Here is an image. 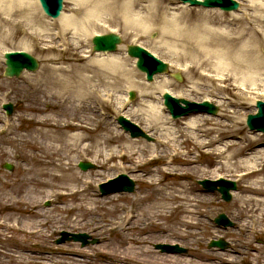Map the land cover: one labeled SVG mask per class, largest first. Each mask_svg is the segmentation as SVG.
Instances as JSON below:
<instances>
[{"label": "bare ground", "instance_id": "6f19581e", "mask_svg": "<svg viewBox=\"0 0 264 264\" xmlns=\"http://www.w3.org/2000/svg\"><path fill=\"white\" fill-rule=\"evenodd\" d=\"M245 1L248 2L246 7L253 8L254 13L245 14L240 25L235 26V21L227 20L223 10L207 9L203 11L205 14L193 17L189 13L192 7L177 2L178 6L173 8L175 1L172 0H72L73 14L63 12L52 24L59 31L51 34L50 24L39 14L41 9L38 0H0V35L8 32L6 41L22 35L32 42L36 38H54L59 34L64 37V44L72 51L71 57L62 58L64 61H72V64L51 67L47 65L36 79L31 74H25L29 81L26 88L28 98L33 95L34 100H38V105L31 109L36 108L42 114L36 121L34 134L20 135L17 141L20 144L19 155L24 160L35 163V167L27 164L22 168L23 179L20 183L31 195L30 200L24 199L26 203H38L42 196L56 199L64 196L62 202L65 209L82 210L87 207L95 210L102 199H98L96 192L92 194V182L74 170L72 159L89 152L95 154V160L102 157L105 161L113 160L121 154L133 160L137 154L133 164L135 169H140L150 161V157L159 155H150L148 160L144 159L141 153H144L147 146L135 148V144L141 143L137 138L127 146H121L126 153L121 148L119 150L113 147V144L123 140L125 136L116 127H111L108 111L114 108L117 112L123 111L122 107L126 105L127 98L117 94L123 87H140L139 93L146 95L150 88L164 89L165 92L169 89V83L156 80L152 83L153 86L145 88L146 86L143 87L135 79V71L128 67L126 59L111 53H104L105 56L100 58H89L84 45L88 42L87 35L91 28L103 27L102 23H108L132 34L135 41L148 36L152 30H158L167 47L183 48L181 55L179 50H168L178 60L181 57L183 61H190L189 65L180 67L182 72L185 70V73L193 74L198 80L212 83L221 81L227 84L220 88V92L213 94L220 98L221 92L237 88L245 90L242 88L244 86L259 90L250 86L257 84V77L261 74V69H264V0ZM171 9H178V12L171 13ZM212 23H218L219 27L213 28ZM111 30L117 31L115 28ZM70 33L72 37H67ZM247 38L249 41L240 46ZM24 44L25 48L32 46L28 41ZM122 47L121 44L119 49ZM196 86L193 89L196 93L202 91L201 89L205 90L198 82ZM241 92L243 94L237 93L236 98L223 94V100L220 98L218 102L222 107L221 119L218 120L204 114H191L176 122L164 115H169L166 110L151 104L133 111L138 120L142 119L160 135L161 145L167 152L160 156H169L171 161L178 156H184L185 148L180 139L183 138L191 141L195 149L202 153V157L208 158L202 161L207 165L200 170V155L184 159V175L199 172L201 177L217 179L221 176L217 172L226 170L229 175L224 177L229 179L234 176L241 183L240 190L233 192L234 198L230 204L236 210L233 212L234 218H237L236 231L231 229L225 232L226 235L236 237L232 249L229 252L217 249L207 252L197 248L194 254L197 264H240L245 259H253L255 264H264V248L252 242L257 234H264V134L258 131H250L252 134L243 133L246 128L243 122L247 113H240L238 108H244L247 102L237 99L240 96L243 100L247 97L250 99L253 93L249 95ZM43 103L46 106L42 108L40 105ZM42 166L50 168L45 169ZM138 177L148 183L149 192L139 190L134 203L141 206L152 202L142 209L141 215L132 211L129 217L120 220L121 225H127L133 217L138 220L141 216L148 215L158 218L178 216L179 225L186 228L182 236H194L197 240L199 235H192L190 231L197 229L201 220L214 215L217 209L211 204L218 202L215 195L196 196L193 195L194 190L190 184L182 183L178 188H164L160 186V179L147 180L142 175ZM10 189L13 191V188ZM33 193L37 196H33ZM112 195L114 196L106 198V201L115 197L121 199L116 194ZM45 217L42 210H34L30 212L28 219L16 220L15 226L19 230L26 227L41 236L45 234L43 227L48 223ZM154 222L149 221L146 224ZM144 235L140 233L126 236L114 249L107 250L110 255L104 251L107 255L105 263L91 258L98 253L88 248L85 254L87 259L78 255V258L65 262L50 259V264H148L146 254L150 253V249L144 246L147 240ZM197 243L201 241L198 240ZM170 256L174 258L173 255ZM21 258L24 264H48L42 259L33 260L25 256Z\"/></svg>", "mask_w": 264, "mask_h": 264}, {"label": "rangeland", "instance_id": "374dc122", "mask_svg": "<svg viewBox=\"0 0 264 264\" xmlns=\"http://www.w3.org/2000/svg\"><path fill=\"white\" fill-rule=\"evenodd\" d=\"M172 1H175L172 4V7L176 8L178 6V0ZM238 1H240L241 6L237 11L225 12L226 19L235 21V26L240 25V20L242 19V17H244L245 14L254 13L253 8L246 7V3H248L247 1ZM72 5V0H65L64 12L68 15L73 14L74 7ZM192 8L193 9L189 11V13L193 15V17H198V15L200 14H205L206 12L203 11L207 10L203 7ZM200 11H202L203 13H201ZM170 12H178V9H171ZM39 14L42 15L40 12ZM43 18L46 19L48 25L50 24L49 27L52 28V30H50L51 34L59 31V28L52 25L57 20L50 19L49 17L47 18L44 15ZM102 25L103 27H96V29L91 28L90 31H88V42L86 43V45H84V50L87 52L86 54L90 56L89 58H100L105 56L103 55L104 53L96 55V53L92 51V37L96 33L103 34L110 32L111 29H117L116 32L121 34L123 37V47L112 54H115L119 57L124 58V60H127L128 67L132 68L135 71V79L137 81H140L143 87L146 86L145 88L151 86L147 84L151 82H148L146 80L145 74L137 69L136 65L134 64L133 58H131L127 54L128 44H141L150 49L152 52L158 53L160 57L163 60L169 62L170 65L173 64V66L171 67V72H169L168 74H161L156 76V80L158 82H168L169 89L174 91L180 97H185L186 99L195 101H201L203 98H208L210 100L213 99L212 102L218 104L220 98L223 100V94H225L229 98H236L235 96L237 93L243 94V92L241 91H244L249 95L253 93L250 95V97L258 98L260 97V95H262L261 99H264V69H261V74H259L257 77V84L254 86H250L256 87V89H259L260 91L246 88V86H244L242 88H245V90L237 88L233 91L226 90V92H221L220 98H218L213 94L220 92V88L227 85L224 84V82L222 83L221 81H216L212 83L211 81L198 80V78H195L193 74H187L185 73V71L182 72V81H177L174 78L172 73L174 71H178L175 64L183 67L184 65H189L188 62L190 61H183V59H181V57L177 55L176 56L179 57V60L174 57L168 50L172 49L174 52L176 50H179V55H181V52H183V48H180V46H178V48L171 49L170 47H167L165 43H163L160 37V32L158 30H152V32L148 36H144L135 41L133 35L124 32L121 27L114 26L108 23H102ZM212 27H219L218 23H212ZM229 27L231 28V26ZM7 33L0 35V264H24L21 262V256H25L28 258L30 257L33 260L42 259L48 264H50V259H57L59 261L65 262L69 261V259L71 261V259L73 258H78V255H81L82 259H87V257H85V254L88 248H92L94 249L93 251L98 253L91 258L105 263L106 261L104 260L105 258H107V255L103 253L104 251H106L108 255H110L109 251L107 250L114 249L115 246L122 242L123 238H125L126 236H136L140 233L145 234L144 236L145 238H147V240L145 241L144 246L150 249V253L146 254V260L148 261V264H197L196 256H194L197 248H202L207 252L213 249H217L218 251L220 250L222 252H229L228 250L232 249V246L235 242L234 238L236 237L226 235L225 232L231 229L236 231L235 229L237 226V218H234L233 213L236 212V210L230 205L233 201L234 194L232 200L230 202H226L222 199L220 192L209 191L203 188L199 180L206 177H201L199 172H194L191 175L183 174L184 166L182 163L184 162V159L190 156H199L200 154H202L200 151L195 149V146L191 141H185V139L183 138L180 139H182V146L185 148V153H183L185 154L184 156H178L171 161L168 156L164 155L167 158H160L159 160H154L149 163L147 162L145 165L140 167V169H135V165L133 164L135 159L138 157L137 154L134 156L133 160H130V157L127 156L125 158L114 157L112 161H105L102 157L99 158L100 160H95V154L93 152H89L88 154H83L80 157H76V159H72L75 168L74 170H77L79 173L83 174L85 179L87 178L93 181V184H91L90 186L93 195L94 192H96V190L98 189L97 184L100 183V180L102 178H105L106 176L107 178L113 177L116 174L118 175L119 172L128 173L129 177H132L136 182L135 192L116 194L118 197L120 196L121 199H117V197H115L111 201H106V198L114 195H107L104 197L99 196L98 199L102 200L98 202L97 208L95 210L91 208L88 209L87 207L83 208L82 210L77 208L71 210L65 209L66 206L64 202H62L64 196H61L60 199L57 198L56 203L54 200H46L53 198H43V196L41 197L42 200L38 203H26L24 199L30 200L31 195L26 189L22 188L23 186L20 183L23 179L22 168L27 164L28 166L35 167V163L32 161L24 160V157L19 155L18 150L20 149H18V145L20 144L17 141H19L18 138L20 135L25 136L27 134L33 133V130L37 127L36 121L42 114L35 110L36 108L31 109V107L38 105V100H34L33 95L28 98V90H26V88L29 84V81L26 80L25 74H31V76L36 79V77L41 72H43L44 68L47 65H50L51 67L60 65L66 66L67 64H72V61L66 59L64 61V59H62L71 57L72 51L71 48H67V45L58 46L61 44L60 40H62L60 37L54 36V38H51L44 36L43 39L37 40L36 38L34 41L30 42V40L26 39V37H22V35H19L16 38L13 37L14 39L12 38V40L6 41L8 36ZM67 37H72V33L68 34ZM25 41L32 43V46L25 48ZM246 41H249V38L244 39V41L241 42L240 46L245 45ZM161 47H164V49L162 50ZM22 49L29 50L33 55L37 57L40 62L39 70L36 72L25 71L18 78L6 77L3 71L5 69L4 53L9 50ZM64 49L66 50L64 51ZM85 60H87V57L85 58ZM196 82L200 84L201 88H205V90L201 89L202 91H199V93L193 91V89L197 87ZM133 89L136 91L137 96L134 100H129V104L127 105L123 113L126 112L125 116H127L128 112L130 111V115H128L127 117L135 122V124L137 123L147 133V135H150V137L153 138L152 141H148L145 138H139V141L141 143L135 144L134 147L138 148L142 145L147 146L144 149V153H141V156L146 160L149 159V155L151 154V152L155 150L157 152L159 151L166 154L167 152L164 151V147L163 145H161L160 135L156 133L154 128L148 127V125L142 119L138 120L133 113L134 110L137 111L140 108L143 109L144 106L148 104L154 105L156 106V108H159V106H161L160 103H162V97L159 91L162 90H160V88H150V90H148L149 92H147L146 95H142L141 93H139L140 87H136ZM126 92L127 90H125V88L123 87L121 91L117 92V94L118 96L126 97ZM237 100L247 102L244 108H238L240 113H253L254 105L251 100H243L241 96ZM11 101L15 105L13 110L14 113L12 116L7 117L5 115V112H3L4 110L2 108V104L4 102ZM40 106L43 108L44 106H46V104L43 103ZM221 110L222 107L219 106L217 115L205 114V116H211L216 120L221 119ZM108 115L111 127H116L120 132H124L122 131L121 126L117 121L118 115L121 114H118L116 109L114 108L108 111ZM164 115L168 116L167 114ZM6 124H10V127H8L7 130L4 129L7 126ZM244 126L246 128L243 133L252 134L250 133V130H248L246 124H244ZM124 134L125 137H123V140L113 144V147H117L118 149V146H127L129 142L134 140L131 138V136H129V133L124 132ZM235 139L238 140L239 138ZM29 150L30 149H28V151ZM206 159L208 158L205 156L202 157L200 155L199 160L201 162H199L198 164L199 170L200 168H205V166L207 165L206 163H202V161ZM79 161L93 162L96 164L97 168L84 171L79 167ZM5 162L13 164L14 169L12 171L7 170L6 168L4 169ZM42 167H45V169L50 168L47 166ZM164 169L166 170L165 172L163 171ZM157 170L158 172L159 170H161V173L158 174ZM217 173H221V175H225L226 177H228L229 175L226 170H220ZM139 175H142V177L147 180L150 178H153L155 180L160 179V186L164 188H166L167 186L178 188L180 184L183 183L190 184L193 187V195H203L207 197L211 194L215 195L218 202L214 205L211 204L212 207H216L217 209L215 210L214 215L208 216L204 220H201L199 227L197 229H191L190 231L192 235H199V238L197 240L194 239V236H182L185 234L184 231L186 230V228L179 225L178 216H161L158 218L156 216L150 217L148 215L147 217L141 216L138 220L133 217L126 226H123L120 229L114 228L113 230H108L110 226L112 227L115 223L120 221L121 218L126 216L128 211H134L136 215H141L142 209L152 202L151 201L144 203L141 206H138L134 203V199L136 197V194L139 193V190H143L144 193L149 192V187H147L148 183L139 178ZM107 178H105V180ZM230 179L235 180L236 177L233 176ZM237 185L238 190H240L241 183L237 182ZM10 188H13V191H11ZM238 190L232 191L231 193L237 192ZM62 192L65 191L62 190ZM33 196L36 197L37 195L33 193ZM46 201L50 202L48 206L46 205ZM202 209L205 210L204 207H202ZM34 210H42L44 215L46 216V220L48 221V223L43 227L45 230V234H42L41 236L31 232L26 227L25 229L23 228L19 230L15 226V224L17 223L16 220L19 219L22 221L26 218L28 219L30 212ZM218 213H225L233 221L234 224L229 227L219 226L218 224H215L214 218L219 215ZM9 218H11L9 221H5ZM4 221L5 224L3 223ZM149 221L155 222L153 224L150 223V225H147L146 223H148ZM63 229H66L71 233H79V231L88 232L92 237L98 238L99 242L96 244H89L85 247H82L79 242L77 243L67 241L65 243H57V239L60 237V231ZM177 229L178 231H176ZM193 231L196 232L194 233ZM256 236L257 237L252 240V242L257 246L264 248V234L259 233ZM223 237L230 243V246L226 250H221L217 247H209V243L212 239H219ZM198 240H200L201 243H197ZM164 242H166V244H170L173 242L180 243L182 246L188 249V252L184 254H169L163 253L155 248L158 243ZM253 253H255V251H253ZM170 255H173L174 258ZM108 261H111V259H108ZM242 262H244V264H255L253 259H245V261Z\"/></svg>", "mask_w": 264, "mask_h": 264}, {"label": "water", "instance_id": "95a60500", "mask_svg": "<svg viewBox=\"0 0 264 264\" xmlns=\"http://www.w3.org/2000/svg\"><path fill=\"white\" fill-rule=\"evenodd\" d=\"M221 1H223V0H209L208 2L220 5ZM62 2H63V0H43L45 7L47 9H49L50 11L53 10L55 15L60 14V10L62 8V6H61ZM195 2L199 3V1H197V0H195ZM232 2H233V5H229V6L222 5V8H225L228 10L236 9V7H238L237 2H235V1H232ZM94 42L96 44V46H95L96 50H111L112 51V50H115L117 44L121 42V38H120V36H118L116 34H109L106 36H96L94 39ZM129 52H130V54H133V56H140L141 57V60L139 61V63H137L141 69L150 71L149 67L147 66L148 54L144 49H142L139 46H131L129 48ZM6 58H7V69L5 71H6L7 76L19 75L21 73L22 69L25 67H27L28 69H31V70H36L38 68L37 60L34 59L33 56H31L30 54H28L26 52L7 53ZM165 70H166V65H161V66L157 67L156 69H154V71L153 70L150 71V73H152V72L154 73L155 71H163L164 72ZM185 103H187V101ZM9 107L12 111L13 106L9 105ZM261 107H262L261 108L262 110H261L260 114L256 117L258 119L264 117V109H263L264 105H261ZM252 119H250L251 120V126L257 127L259 130H264V123H262L260 125H254V124H252ZM124 122L129 124V126L131 125V123L127 119H124ZM134 134L143 135V133L140 131H134ZM90 166L91 165L89 163L82 164V167L84 169H87ZM6 167H8L9 169L13 168L9 164H7ZM124 179H126L125 184H120V185L118 184L112 190H115V191H118V190L119 191H122V190L132 191V190H134L135 183L131 179H129L127 176H124ZM207 183H208L207 181L202 182V184H204L205 186H208ZM231 187L233 189H236V184L231 183ZM228 190H229V187H222L221 188L222 193L225 194V198L230 199L231 196L229 195ZM223 221H225V220H224V217L222 215V218L219 220V222H223ZM75 238L82 240L85 243L87 235L86 234L75 235ZM65 239L66 238H63V239L59 240V242L64 241ZM211 245H218L221 247H225V242L213 241Z\"/></svg>", "mask_w": 264, "mask_h": 264}]
</instances>
